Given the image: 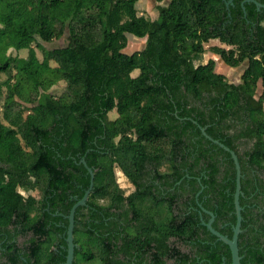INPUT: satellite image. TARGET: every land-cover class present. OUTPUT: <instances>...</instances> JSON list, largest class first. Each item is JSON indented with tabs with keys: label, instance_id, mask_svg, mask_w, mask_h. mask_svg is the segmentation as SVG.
I'll return each instance as SVG.
<instances>
[{
	"label": "trees",
	"instance_id": "16d2710c",
	"mask_svg": "<svg viewBox=\"0 0 264 264\" xmlns=\"http://www.w3.org/2000/svg\"><path fill=\"white\" fill-rule=\"evenodd\" d=\"M225 1L171 0L168 6L158 4V16L151 19L139 12L138 0H0V96L3 86L7 88L0 116V264H39L47 252L41 253L38 237L47 236L44 245L51 244L55 229L66 237V215L89 184L81 158L92 168L94 180L87 214L83 205L74 215L73 240L80 246L76 264H114L110 255L117 236L103 234L105 217L113 214L126 221L132 214L138 233L148 234L155 223L157 233L149 236L159 244L154 264H162L163 256L173 264H230L228 245L207 228L203 241L195 238L197 222L191 213L176 220V191L166 196L151 191L153 181L188 182L194 204L203 164L204 205L218 220L229 222L213 227L232 236L235 167L228 152L201 135L203 126L238 155L240 263L264 264V178L258 174L264 169V93L257 97L258 82L264 83V25L249 36L241 24L239 0H234L235 7ZM245 6L252 15L259 13L253 3ZM65 33L67 44L61 47L47 49L38 41L50 42ZM126 34L145 37L144 47L123 52ZM211 39L237 45L209 47L228 66L250 60L241 83H229L215 72L213 59L201 62L204 44ZM8 47L27 49V56H7ZM11 69L27 79L11 82ZM57 81L66 85L56 94L49 89ZM112 110L117 116L109 119ZM231 119L242 127L239 133H230ZM240 138L251 142L242 153L236 141ZM202 139L224 157V169L202 147ZM115 165L135 186L143 181L137 191L123 194ZM34 190L40 197L29 193ZM125 200L127 208L110 211L122 208ZM167 230L194 245L195 256L168 246L165 235L162 247L159 234ZM17 236L25 242L19 244ZM124 252L130 254V248Z\"/></svg>",
	"mask_w": 264,
	"mask_h": 264
},
{
	"label": "flooded vegetation",
	"instance_id": "af4514ba",
	"mask_svg": "<svg viewBox=\"0 0 264 264\" xmlns=\"http://www.w3.org/2000/svg\"><path fill=\"white\" fill-rule=\"evenodd\" d=\"M245 3H247L249 5L253 3L255 6V11L258 10L259 13L252 15L249 11H247ZM257 3L261 4V6H258ZM161 4L163 5V2ZM225 4H226V6H228L229 4H232L233 7H235V1L234 0H226ZM239 5H240L241 12H242L241 18L243 19V21H241V24L246 29L247 34H249V36L253 37L254 36V30L257 27V25H264V19L262 18V14L264 15V13H263L264 12V0H239ZM219 42H221V41H219ZM221 43H223V42H221ZM223 44H225V43H223ZM229 46H230V48H234V49L237 47L236 44H231ZM219 47H221V46H219ZM230 48H228V49H230ZM216 55H218V54H216ZM218 56L220 57V55H218ZM259 56H260L259 54L254 55V57H259ZM209 59H211V58H209ZM249 61L250 60L248 59V60L240 63V64L244 63V66H243V69H242V72L239 76L238 81L236 83L228 81L229 83L237 85V84L242 82L241 77H242L245 69L248 68ZM260 87L262 89H264V83L262 80H260L258 82L257 90ZM203 128H205V126H203ZM201 141H202V147L203 148L205 147L208 149L209 154L212 155L217 166H219L220 169H224V166H225L224 157L219 155L217 153V150L214 147L211 148V145L209 143H207L205 140L202 139ZM239 146H237L238 150H239ZM239 152L242 153V151H240V150H239ZM201 167H202V169L200 171V175L196 177L197 182L200 184V189L196 192V194L193 198L194 204H191L189 202V190L190 189H189V183L188 182L182 183V181H180V180L175 182V183H171V181H170V183H161L158 181H153L152 182L153 186L151 187L152 193L158 194L159 196H161V195L166 196L168 193H172L173 191H176L179 194L177 196L174 204H173V215L175 216L177 221L179 220V218H183V215H186L188 213H191L193 215L192 218L194 220H196V222H197L196 223L197 224V234L195 235V238H197L198 241H203L204 228H207L206 223L209 222V220L211 219V215L206 212V210L207 211H210V210L206 209V207L204 205V203L206 202L207 196L204 193L205 186L201 183V177H203L205 175V168H203V164H201ZM185 171H186V169L183 168V172H184L183 177L186 176ZM219 177L220 176L217 174V178H219ZM130 184H132V183L130 182ZM141 184H143V181H142V183L141 182L138 183V185L136 184V186L134 184H132L133 190L131 192H129L128 194H125L123 191V194L127 196V195L133 193L134 191H137V189H139ZM178 185H181V187L178 188L177 187ZM100 202L105 207H107L109 205L108 204L109 201H107V200H100ZM124 203L125 204L123 205L122 208H119V209L110 208V211L115 212L117 214V212H120V211H122V209H125L128 207L127 200H125ZM249 205L254 207V208H256V206H257L256 202H254V201H251V203H249ZM84 206H86V205H84ZM247 206H248V204H247ZM81 209H82L84 214H87V212H88L87 206L82 207ZM102 215H103V217H105L104 214H102ZM206 215L208 217H206ZM213 215H214V217H213V221L211 223L212 227H213V223H215L219 228L222 226L227 227L229 225V222H226L224 220L222 222V221L217 219V217L214 213H213ZM132 218H133L132 214H129V216L127 218V219H129V221H126L122 217L114 215V214L112 216L105 217L104 226H103V234L105 235L108 233V231H111L113 236L114 235L117 236V237L114 236L112 239L114 251L111 252L110 256L113 258L114 264H154L152 261L153 254H154V252L157 251L156 247L159 246V244L157 241H151L150 240L151 238L149 236L150 235L151 236L156 235V233H157L155 231L156 229L154 228L155 223L154 222L152 223V227L150 228V232L148 234L146 232L145 233H138V231H136V227H134L135 223H136V226L138 225V222H135V220H133ZM56 224H57V226H59V222H57ZM230 226L232 229V225H230ZM109 229H111V230H109ZM54 233H55L54 238L51 241V244L47 242L46 245H44L43 242H46L47 236H44L43 234H41V237H38V239L40 240L39 241L40 242L39 249H40L41 253L44 254L45 250H46L47 253H45V254H48L47 257L45 256V254L42 255L41 258L39 257V259H38L39 264H64L65 263L66 254H67V243L65 246L61 242L62 237L65 239V242H66L65 233H63V232L61 233L57 229L54 230ZM138 235H140V237H138ZM164 235L166 237L165 243L168 246L175 245L181 251L190 252L191 256H195L194 253H195L197 248L194 245H188L187 243H185L184 238H182L181 240H178L177 237L170 235L169 230L163 231L159 234V236L162 237V239H163ZM25 239L26 238H24L22 236L16 237V240L19 244H21L22 242H25ZM216 240H218L217 237H216ZM73 242H74V240H73ZM193 242H194V240H193ZM163 243H164V239L162 242V247H163ZM126 246L128 248H130V254L127 252H124V250L126 249ZM78 248L80 249V246L74 242V257L72 260V264H76L75 260L77 259V256H78L76 254V249H78ZM139 252L142 253V255H141L142 257L137 256V254ZM135 253H136V256H135ZM21 257H22L21 259H24L23 256H21ZM173 263H174L173 259L168 258L167 256L162 257V264H173Z\"/></svg>",
	"mask_w": 264,
	"mask_h": 264
},
{
	"label": "rangeland",
	"instance_id": "374dc122",
	"mask_svg": "<svg viewBox=\"0 0 264 264\" xmlns=\"http://www.w3.org/2000/svg\"><path fill=\"white\" fill-rule=\"evenodd\" d=\"M142 2L140 3V8H143L145 11H149L150 14L155 13L158 14L157 11V6L158 3L156 0H141ZM133 36V35H132ZM128 36L127 37V45L126 47L123 49V52L125 53H132L134 51L140 50L142 47V42L143 39L140 40V38L136 39L135 36ZM45 48L47 49H52V48H56V47H61L67 44V34L65 33V35H62L59 38H55L50 42H44L41 39L38 40ZM141 44V45H140ZM221 46L225 49L230 48L229 45L227 44H223L221 42H219L217 39L216 40H209L204 47L206 48V51L204 52V54L202 55L201 58V62H206L209 58L213 59L215 61V67L214 70L215 72H220L222 74L225 75L226 79L230 82H237L239 79V76L242 72L244 63L239 64L235 67H231L228 66L227 64H225L222 59L216 55L215 53L211 52L209 47L210 46ZM32 46L35 47V43H32ZM36 50V54L39 58V60L42 59V54H41V50L38 47H35ZM5 54L7 56H16V57H26L27 56V49H22V50H15L12 47H8ZM50 66H55L56 64L53 61H49ZM45 65H41V68H44ZM14 76L11 82H13L14 80L19 79L20 81H25L27 79V77L23 76L22 74H19L17 71H15L14 69H11L10 71ZM4 77L7 76V73H3L2 74ZM65 82L64 81H57L49 90L52 93H60L64 88H65ZM7 88L5 86H3L2 88V95L0 96V116H1V111H2V102H3V95L6 93ZM261 93H264V89H262L261 87L257 90V96L260 95ZM27 113V111L23 112V115H25ZM117 116L116 112L114 110L110 111L108 113V118L109 119H114ZM2 120V119H0ZM251 146L250 142H247L244 146L240 145L239 146V150L240 151H245L247 149H249V147ZM165 167H163L162 169H164ZM114 174H115V179L119 185V187L124 191L125 194H128L129 192H131L133 189L132 184H130L129 180L126 178V176L124 175V173L121 171V169L115 165L114 167ZM258 174L263 176L264 178V169H261L258 171ZM24 194V192H22ZM28 193V192H27ZM25 193V194H27ZM30 194H32L33 196H35L36 198L40 197V193L38 190H34V191H30ZM264 208V204L262 205Z\"/></svg>",
	"mask_w": 264,
	"mask_h": 264
},
{
	"label": "water",
	"instance_id": "95a60500",
	"mask_svg": "<svg viewBox=\"0 0 264 264\" xmlns=\"http://www.w3.org/2000/svg\"><path fill=\"white\" fill-rule=\"evenodd\" d=\"M170 0H164L163 6H167ZM258 6H261V4L257 3ZM128 35L131 34H126ZM201 134L210 142L216 144L218 147L222 148L224 151L228 152L230 154V157L232 158L234 167H235V188L233 193V204H234V212H235V223L232 226V236L228 237L226 235H223L216 229L212 227V221H213V213L211 211H207L211 215V219L209 222L206 223L207 229L217 237L218 240L222 241L226 245H228L231 255V263L230 264H241L240 259L241 256L239 255V248H238V235L241 232V222H242V206L239 202V197L242 195L241 191V178H242V172L240 163L238 160V155L236 152L229 147L225 146L222 142H220L217 139L212 138L209 134L206 133L205 128L200 127ZM84 166L86 167L90 178H89V184L87 189L85 190L83 196L77 200L70 208L68 215H66L68 219V225L66 230V243H67V254H66V260L64 264H72V260L74 257V242H73V229H74V215L77 207L85 205L86 200L88 198V195L93 187V180H94V172L91 167H89L86 164V161L84 158H81L80 160Z\"/></svg>",
	"mask_w": 264,
	"mask_h": 264
},
{
	"label": "crops",
	"instance_id": "0c3cea01",
	"mask_svg": "<svg viewBox=\"0 0 264 264\" xmlns=\"http://www.w3.org/2000/svg\"><path fill=\"white\" fill-rule=\"evenodd\" d=\"M142 1L141 0H138V2H137V8H138V10H139V12L140 13H143V14H145V15H147V16H149L151 19H156L157 18V16H158V14H155V13H152V14H150V12L149 11H145L143 8H140V3H141ZM129 36V35H128ZM130 36H132V35H130ZM133 37V36H132ZM136 38V37H135ZM136 39H138V37L136 38ZM141 39H143V42H142V47H141V49L144 47V45H145V37L144 38H140V40ZM212 41L213 40H216V39H211ZM141 45V44H140ZM205 45V44H204ZM140 49V50H141ZM207 62V61H206ZM206 62H203V64L204 63H206ZM220 73V72H219ZM222 74V73H221ZM224 75V74H223ZM225 76V75H224ZM228 81V80H227ZM263 118H264V104H263ZM236 122H237V120H230L229 122H228V124L230 125V129H229V131H230V133H239L240 132V130H241V126H238V125H235L236 124ZM237 142H238V144L239 145H242V146H244L247 142H249V141H247L246 140V138H240V139H238V140H236ZM251 143V142H250Z\"/></svg>",
	"mask_w": 264,
	"mask_h": 264
}]
</instances>
